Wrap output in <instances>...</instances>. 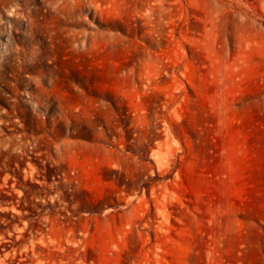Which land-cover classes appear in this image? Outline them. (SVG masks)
I'll return each mask as SVG.
<instances>
[{"label":"rangeland","instance_id":"rangeland-1","mask_svg":"<svg viewBox=\"0 0 264 264\" xmlns=\"http://www.w3.org/2000/svg\"><path fill=\"white\" fill-rule=\"evenodd\" d=\"M0 264H264V0H0Z\"/></svg>","mask_w":264,"mask_h":264}]
</instances>
